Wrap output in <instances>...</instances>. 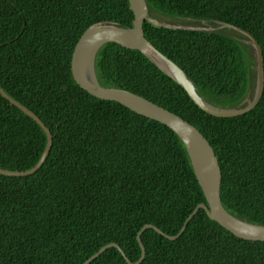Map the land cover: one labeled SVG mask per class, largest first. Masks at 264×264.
Here are the masks:
<instances>
[{
  "label": "trees",
  "instance_id": "obj_1",
  "mask_svg": "<svg viewBox=\"0 0 264 264\" xmlns=\"http://www.w3.org/2000/svg\"><path fill=\"white\" fill-rule=\"evenodd\" d=\"M150 14L174 22H230L250 30L263 49L264 0H147ZM101 20L134 24L129 0H0V85L36 111L54 139L42 165L26 175L0 173V264H83L116 241L132 260L138 233L153 223L177 234L206 203L188 150L168 125L124 104L97 98L71 72L87 27ZM146 36L177 62L205 99L237 105L255 70L241 32L144 23ZM104 85L129 89L192 122L213 144L222 171V203L264 224V87L239 115L201 109L140 49L109 41L95 60ZM45 129L0 94V166H33ZM138 264H264V240L234 234L201 208L177 238L142 233ZM89 264H131L110 246Z\"/></svg>",
  "mask_w": 264,
  "mask_h": 264
},
{
  "label": "water",
  "instance_id": "obj_2",
  "mask_svg": "<svg viewBox=\"0 0 264 264\" xmlns=\"http://www.w3.org/2000/svg\"><path fill=\"white\" fill-rule=\"evenodd\" d=\"M129 1L134 12V24L132 26H125L114 20H101L87 27L82 33L76 45H74L71 55V72L73 78L82 88L86 89L87 92L93 96L118 101L138 113L161 121L173 129L182 139L188 150L193 172L204 193L206 203H199L195 207V210L188 216L183 227L177 234L167 233L153 223H146L138 233V239L141 243L143 252L141 257L137 260L129 258L124 248L118 242L112 241L105 244L83 264H89L94 261L110 246L118 247L131 264H138L146 255V246L142 240V233L146 228L154 227L169 238H177L182 234L189 221L193 219L201 208L206 210L210 218L217 220L237 236L251 240H264L263 223L239 217L223 205L220 195L222 171L219 157L211 141L208 140L192 122L175 111L129 89L102 84L97 77L95 67L97 52L106 42L114 41L129 48L140 49L161 70L177 81L201 109L207 113L210 112L218 116H233L252 109L261 99L260 96L264 87L262 45L250 30L230 22H219L241 32L244 35L243 39L253 47L255 87L254 93L251 95L249 88L243 97L244 99L237 105L217 104L209 99H205L199 94L193 80L187 75L185 70L177 62L162 52L160 48L146 36L144 23L146 20H149L159 25L177 28H191L197 30L215 28L212 26H199L198 24L168 22L150 14L147 0ZM0 94L35 119L45 129L48 137L44 151L33 166L24 170L8 169L0 166V173L7 175H26L32 173L42 165L48 152H50L54 134L36 111L14 98L1 85Z\"/></svg>",
  "mask_w": 264,
  "mask_h": 264
},
{
  "label": "rangeland",
  "instance_id": "obj_3",
  "mask_svg": "<svg viewBox=\"0 0 264 264\" xmlns=\"http://www.w3.org/2000/svg\"><path fill=\"white\" fill-rule=\"evenodd\" d=\"M164 20L168 21V22H172V23H185V24H187V22H174V21L169 20V19H164ZM194 23L198 24L199 26H204V27L212 26L213 28L218 29V30H227V31L235 32V33L238 32V30H236V29H234L232 27L223 25L221 23H211V24L210 23H205L204 24L203 22L202 23H198L197 21H195ZM252 50H253V48H252ZM253 53H254V50H253ZM254 87H255V82L253 84V87L249 86L251 95L254 93Z\"/></svg>",
  "mask_w": 264,
  "mask_h": 264
}]
</instances>
